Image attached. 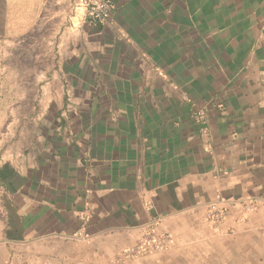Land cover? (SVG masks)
<instances>
[{
    "label": "crops",
    "instance_id": "1",
    "mask_svg": "<svg viewBox=\"0 0 264 264\" xmlns=\"http://www.w3.org/2000/svg\"><path fill=\"white\" fill-rule=\"evenodd\" d=\"M73 6L0 0L3 129L19 115L0 136V264H110L153 221L171 264H264V206L206 221L218 199L264 205V0H120L98 26ZM43 30L52 64L22 94L6 54L36 61Z\"/></svg>",
    "mask_w": 264,
    "mask_h": 264
},
{
    "label": "built area",
    "instance_id": "2",
    "mask_svg": "<svg viewBox=\"0 0 264 264\" xmlns=\"http://www.w3.org/2000/svg\"><path fill=\"white\" fill-rule=\"evenodd\" d=\"M120 0H73L75 10H82L85 18L84 22L91 26H98L107 23L112 11L116 8ZM193 118L198 122H205L207 114L202 109H193ZM224 199H218L210 203L206 221L211 223L216 229L227 220L230 215L229 206H237L240 212V220H244L249 214L258 210L263 205V200L259 197H250L234 203H228ZM156 222L153 221L145 227V234L139 243L132 248L120 252L112 264H127V262L150 255L156 252L166 251L171 248L175 241L168 233H159L156 229Z\"/></svg>",
    "mask_w": 264,
    "mask_h": 264
},
{
    "label": "rangeland",
    "instance_id": "3",
    "mask_svg": "<svg viewBox=\"0 0 264 264\" xmlns=\"http://www.w3.org/2000/svg\"><path fill=\"white\" fill-rule=\"evenodd\" d=\"M45 37L46 32L43 30L42 33H38L37 35V59L36 61L30 56L33 55L34 51L29 50V46H25V50H19V51H7V57H17L19 61H6L7 63V73H11L12 79L18 80L22 88V94H24L25 90L27 91L29 88V85L33 86L35 83V73H37V79H38V90L40 91L42 87L45 85V76H46V70L50 68V65L52 64V61H47L46 53L47 50L45 48ZM30 42H34L33 40H29L27 42V45ZM32 53V54H31ZM16 83V84H17ZM10 85H14L13 82H10ZM17 116L19 115L13 114V113H6L4 115L5 125L6 129H3L2 124L0 123V136H2L3 133L6 134V137L10 138L12 134L14 133V130L10 129L9 126L14 123V121L17 120ZM1 118H3V115L0 114V122ZM21 119L23 121H29L31 119V115L29 114H21ZM205 253L204 251H201ZM165 251L162 252H156L149 256H143L137 259H134L135 261H129L127 264H134L138 262V264H171V259L168 258L165 255ZM117 257V255H116ZM115 257V258H116ZM115 258L112 259L111 263L115 260ZM214 262V263H213ZM180 264H189L186 261H183V263ZM193 264H225V261L223 262L222 258L215 259L213 261L212 258L208 259L205 257H193Z\"/></svg>",
    "mask_w": 264,
    "mask_h": 264
}]
</instances>
